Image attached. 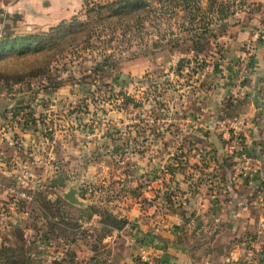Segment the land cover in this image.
<instances>
[{
  "label": "rangeland",
  "instance_id": "1",
  "mask_svg": "<svg viewBox=\"0 0 264 264\" xmlns=\"http://www.w3.org/2000/svg\"><path fill=\"white\" fill-rule=\"evenodd\" d=\"M118 1L74 0L71 14L52 26L0 16V168L14 175L0 183L27 186L29 196L12 205L0 188V245L20 246L21 235L32 264H55L56 252L64 254L57 264H85L94 246L97 264H111L108 246H121L120 239L104 245L112 232L95 241L94 224H54L59 214L77 223L89 213L100 219L104 210L125 218L136 206L151 222L175 218L172 228L192 249L200 243L198 228L217 230L200 219L233 212L230 200L264 218V155L239 123L240 108H232L255 40H245L229 63L243 26L264 40V0H141L119 15L107 8L95 14ZM72 19L86 32L58 41L46 56L19 55L25 48L7 42L53 35ZM5 137L26 144L9 146ZM25 165L28 184L18 178ZM61 181L83 190L78 198L90 201L88 211L56 203L53 187ZM258 235L251 230L246 239L254 260L264 256L255 254L264 247Z\"/></svg>",
  "mask_w": 264,
  "mask_h": 264
},
{
  "label": "crops",
  "instance_id": "2",
  "mask_svg": "<svg viewBox=\"0 0 264 264\" xmlns=\"http://www.w3.org/2000/svg\"><path fill=\"white\" fill-rule=\"evenodd\" d=\"M74 0H0V16L3 14H16L23 16L25 21L29 22L33 27L38 26H52L60 19L59 16L71 14ZM71 10V11H70ZM255 40L252 43V55L249 56L248 62L250 63L249 75L244 77L243 84L234 91H238V95L234 94L232 99L233 106L240 108L239 123L246 128V135L253 150H257L260 156L264 155V40L256 39V33L251 31L249 26H243L238 31L237 35L233 36L234 52L229 59V63L234 64L237 61V52L239 46L247 39ZM229 82V78H228ZM233 90V89H232ZM233 91V93H234ZM236 123V122H234ZM26 144L22 140L20 146ZM19 149V148H18ZM261 158V157H260ZM261 173V172H260ZM258 172L256 171L255 177ZM13 172L7 168H0V178L4 181L10 180ZM261 177L262 174H259ZM14 178H12L13 180ZM58 183L53 187L56 193L62 199L69 187H66L65 182ZM245 182V181H244ZM248 183V182H245ZM244 186H248L247 184ZM5 185V184H4ZM77 197L83 190L76 187ZM80 197V196H79ZM65 200V199H64ZM83 205L77 206L68 202L71 206L76 207L78 210H87L90 206V201L82 200ZM234 201V202H233ZM235 204L240 209H236L227 214L222 211V214L211 215V217L204 216L200 220L202 222H210L211 225L216 226L215 232L203 231L202 227L198 228L199 242L193 246V249L185 242H182L177 234V227L173 229L176 219H165L163 223L151 222L150 220L140 216L136 206H132L126 213V226L122 230L112 231V234L104 238V245L107 240L120 239V247L108 246V262L111 264H140L137 254L142 243H148L150 246L146 247L147 251L156 258L160 263L165 264H264V256L260 260L250 254L253 251L249 250L251 243L247 242L250 237V231L258 229L260 235L264 237V218L259 215H247L244 211L247 206H243V202L230 200L228 207ZM240 204V205H239ZM204 206V207H203ZM202 208H206L202 204ZM247 210V209H246ZM77 224L81 227L91 224L97 225V217L93 213L86 214V216L78 217ZM219 224L221 229L219 230ZM186 231V230H185ZM204 232V233H203ZM136 240H135V239ZM247 239V240H246ZM41 238V242H42ZM245 240V241H244ZM250 240V239H249ZM248 240V241H249ZM141 241V242H139ZM136 243V244H135ZM140 243V244H139ZM104 248H107L104 246ZM258 256L263 252L264 247L257 248ZM51 251V250H50ZM88 252V251H87ZM46 253V252H45ZM43 251L40 255H44ZM52 253V252H51ZM60 254L56 252L55 257ZM92 252L85 253L84 259L91 256ZM261 254V255H263ZM73 264V263H71Z\"/></svg>",
  "mask_w": 264,
  "mask_h": 264
},
{
  "label": "trees",
  "instance_id": "3",
  "mask_svg": "<svg viewBox=\"0 0 264 264\" xmlns=\"http://www.w3.org/2000/svg\"><path fill=\"white\" fill-rule=\"evenodd\" d=\"M159 2L163 0H157ZM141 5H143L141 0H123L118 1L115 5L109 4L107 6H100L99 9H97L96 13L97 15H101L102 9H109V15H119L123 11L131 10L135 8H139ZM63 21V20H62ZM61 21V24L58 25L57 28L53 30V35L47 34V35H29V36H23L20 35L17 37V39L14 40H8V44L12 46V48H15L16 45H19L21 47H24L25 49L21 50L18 54L19 55H39L43 54L42 56H46L49 54L50 50L54 49V46L58 41L63 40L64 38H70L69 42H73L76 39L77 34L80 35L82 33L86 32V25H83L82 22L72 19L70 22ZM8 28L6 27V38L9 37V34L11 33ZM74 33V34H70ZM76 33V34H75ZM46 38H50L47 40ZM21 44V45H20ZM35 45V46H34ZM56 203H61V200L63 202H66L61 197H58L56 199ZM56 203H49L50 205L56 204ZM56 206V205H55ZM57 212L59 214V208L56 206ZM95 213V212H94ZM63 214H59L60 219L58 221H55L54 224L56 225H68L72 224L74 227V224L77 225V223H70L65 222L63 219ZM96 215V214H95ZM97 216V215H96ZM100 219L97 221L96 228L100 230V233L98 236H96L95 241H101V239L106 235L107 233H110L115 230L123 229V227L126 225V219L116 215L115 213H112L109 210H104L101 213H99ZM78 226V225H77ZM75 228V227H74ZM73 228V229H74ZM18 240L21 243L20 246H13L7 243H3L0 245V264H32L31 260L29 258V254L27 253L26 248L24 247V241L22 239V236L18 234ZM98 247H93L91 249L92 254L87 258V262L85 264H97V256H99V250ZM70 255L71 262L73 261L74 253L70 252L68 253ZM64 255V254H63ZM63 255L60 257H56V261H54L55 264L61 262L64 260ZM70 262V263H71ZM75 264V263H73Z\"/></svg>",
  "mask_w": 264,
  "mask_h": 264
},
{
  "label": "built area",
  "instance_id": "4",
  "mask_svg": "<svg viewBox=\"0 0 264 264\" xmlns=\"http://www.w3.org/2000/svg\"><path fill=\"white\" fill-rule=\"evenodd\" d=\"M241 80V79H240ZM6 138V137H5ZM5 144L9 145V146H13L15 147L16 145H18V147L20 146V143H17L16 141H14L13 139L7 137L5 139ZM16 149V148H14ZM35 154L34 152H29V155L34 157ZM31 176V173L29 171V169L26 167V165L23 167L22 169V173H21V176L18 177L20 182L21 183H27V179ZM25 187L27 186H24L22 187L21 189H15L14 187H11V186H6L2 183H0V188L3 190V191H7L8 193H10L12 196V205L15 204L16 200L18 197H22V198H29L28 196V192L26 191ZM51 188V187H50ZM148 247V246H146ZM146 247H141L138 251V260L140 262V264H165V263H160L156 260L155 257H153L146 249Z\"/></svg>",
  "mask_w": 264,
  "mask_h": 264
},
{
  "label": "water",
  "instance_id": "5",
  "mask_svg": "<svg viewBox=\"0 0 264 264\" xmlns=\"http://www.w3.org/2000/svg\"><path fill=\"white\" fill-rule=\"evenodd\" d=\"M76 190V187H69L68 190L63 193V198L73 205L82 206L84 203L77 197Z\"/></svg>",
  "mask_w": 264,
  "mask_h": 264
}]
</instances>
